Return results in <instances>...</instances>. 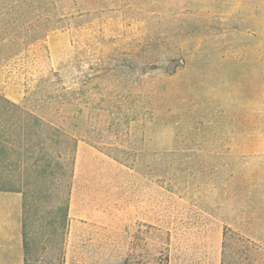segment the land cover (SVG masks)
Returning a JSON list of instances; mask_svg holds the SVG:
<instances>
[{
	"label": "rangeland",
	"instance_id": "1",
	"mask_svg": "<svg viewBox=\"0 0 264 264\" xmlns=\"http://www.w3.org/2000/svg\"><path fill=\"white\" fill-rule=\"evenodd\" d=\"M0 188L27 264H264V0H0Z\"/></svg>",
	"mask_w": 264,
	"mask_h": 264
},
{
	"label": "crops",
	"instance_id": "2",
	"mask_svg": "<svg viewBox=\"0 0 264 264\" xmlns=\"http://www.w3.org/2000/svg\"><path fill=\"white\" fill-rule=\"evenodd\" d=\"M23 194L0 189V264H25Z\"/></svg>",
	"mask_w": 264,
	"mask_h": 264
},
{
	"label": "trees",
	"instance_id": "3",
	"mask_svg": "<svg viewBox=\"0 0 264 264\" xmlns=\"http://www.w3.org/2000/svg\"><path fill=\"white\" fill-rule=\"evenodd\" d=\"M1 189V188H0ZM4 190H14V189H4ZM23 235L25 237V233H24V224H23ZM24 250H25V242H24ZM222 260H223V264L225 262L224 260V254H223V257H222ZM25 264H27V258H26V255H25Z\"/></svg>",
	"mask_w": 264,
	"mask_h": 264
}]
</instances>
